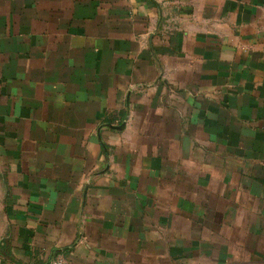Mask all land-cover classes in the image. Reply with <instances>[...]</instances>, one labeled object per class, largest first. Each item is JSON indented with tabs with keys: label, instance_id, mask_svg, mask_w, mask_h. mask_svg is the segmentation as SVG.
Returning a JSON list of instances; mask_svg holds the SVG:
<instances>
[{
	"label": "crops",
	"instance_id": "1",
	"mask_svg": "<svg viewBox=\"0 0 264 264\" xmlns=\"http://www.w3.org/2000/svg\"><path fill=\"white\" fill-rule=\"evenodd\" d=\"M264 264V0H0V264Z\"/></svg>",
	"mask_w": 264,
	"mask_h": 264
},
{
	"label": "built area",
	"instance_id": "2",
	"mask_svg": "<svg viewBox=\"0 0 264 264\" xmlns=\"http://www.w3.org/2000/svg\"><path fill=\"white\" fill-rule=\"evenodd\" d=\"M44 264H68L64 256L50 257Z\"/></svg>",
	"mask_w": 264,
	"mask_h": 264
}]
</instances>
